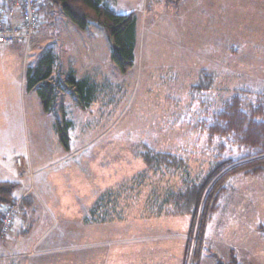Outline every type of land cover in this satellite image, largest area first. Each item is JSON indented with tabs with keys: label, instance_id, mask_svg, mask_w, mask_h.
Returning a JSON list of instances; mask_svg holds the SVG:
<instances>
[{
	"label": "rangeland",
	"instance_id": "rangeland-1",
	"mask_svg": "<svg viewBox=\"0 0 264 264\" xmlns=\"http://www.w3.org/2000/svg\"><path fill=\"white\" fill-rule=\"evenodd\" d=\"M125 1L111 9L135 13L141 37L128 72L113 63L112 44L97 25L80 29L60 9L44 18L31 45H15L21 65L0 69V99L6 96L10 111L0 106V180L20 184L16 198L30 195L32 203L18 209L34 223L30 237L21 236L23 250L52 245L48 264H183L191 216L175 214L170 197L201 179L218 155L201 124L240 90L248 104L264 100V0H143L135 11ZM13 46L0 44V52ZM49 50L55 77L74 72L95 87L88 108L71 86L58 97L54 112L72 122L68 151L57 116L24 88L26 69ZM202 70L215 83L194 92ZM146 149L185 165L150 169ZM227 186L201 264H216L214 254L229 262L232 250L242 264H264V179L238 175Z\"/></svg>",
	"mask_w": 264,
	"mask_h": 264
},
{
	"label": "trees",
	"instance_id": "trees-1",
	"mask_svg": "<svg viewBox=\"0 0 264 264\" xmlns=\"http://www.w3.org/2000/svg\"><path fill=\"white\" fill-rule=\"evenodd\" d=\"M182 1V0H178ZM47 4L60 9L68 20L80 29L90 24L97 25L111 42V59L123 73L134 67L137 48V16L121 15L113 11L104 0H46ZM46 5L41 4L42 7ZM56 57L52 50L44 53L36 66L29 67L26 73V90L36 92L45 113L56 115L55 106L60 93L73 87L72 95L77 97L83 107L93 103L95 87L89 78L78 79L72 72L65 79L55 77ZM215 78L200 73L199 82L192 87L194 92L211 90ZM240 90L212 120L201 124V131L207 133L210 140L218 142V155L210 164L206 174L198 181L191 182L186 191L171 196L176 206L175 214L191 216L183 264H201L205 250V234L208 227L221 211L223 200L229 193L228 181L238 175L253 179H264V100L258 106L248 104ZM63 111V110H62ZM55 130L65 150H70L68 129L72 122L56 117ZM142 159L150 168L184 166L183 160L171 153L146 149ZM19 183L0 181V217L5 205L16 202L15 191ZM20 207L32 203L27 196ZM28 203V204H27ZM25 204V205H24ZM19 207V208H20ZM1 226V223H0ZM264 236V225L259 227ZM214 256L216 264H242L234 252L229 262Z\"/></svg>",
	"mask_w": 264,
	"mask_h": 264
},
{
	"label": "crops",
	"instance_id": "crops-1",
	"mask_svg": "<svg viewBox=\"0 0 264 264\" xmlns=\"http://www.w3.org/2000/svg\"><path fill=\"white\" fill-rule=\"evenodd\" d=\"M104 1L110 8H112L111 4L116 3V0H104ZM154 1L158 5H160L162 4L164 0H154ZM185 1L187 0H182V1L168 0V2H170L171 4H175L176 6L184 5L186 3ZM125 2L132 6V7H129L128 10L135 11V9L138 8V6H140V3H142L143 0H126ZM149 2L150 0H145L144 4H147ZM43 9L47 11L45 16H43V19L47 18V16L51 12L55 11V8L50 4L44 5L42 7V10ZM128 14H130V12L124 13L121 15H128ZM131 14H135V13H131ZM137 20H138L137 22V46H138V41L141 38L140 31H139L140 19L138 16H137ZM259 31L264 36V28L262 30L260 29ZM34 40L35 38L32 40L31 44L34 42ZM17 45H21V44H17ZM17 47L18 46H15V45L13 47H10L11 49H8L5 47L4 48L5 50L3 52H0V69H4L2 66L6 67L10 65V66L17 68L19 64L21 65L20 63L21 57L18 58L17 56V54L20 55L21 52L18 50L16 51V49H14ZM28 68L26 69V73H27ZM26 73H25V80H24L25 82L24 88L28 94L33 96V94L34 93L36 94V92H28L26 90ZM8 103H9V100L6 98V96L3 100L0 99V106H4L3 110L4 112H6V114L10 112L8 110ZM13 118H14V114L12 115L11 119L8 116H6L7 121H13L14 120ZM0 181H3V180H0ZM26 193L18 197L17 200L22 199V198L24 199L26 196L27 198H30V195H27ZM23 202L25 201H22V203ZM19 217H20V214H18V221H17L16 227L14 228L13 232L8 237L0 238V264H41V263L48 264V260L49 258H51L50 256L51 250L49 249V247H53L52 245H49L48 247V245L43 244L41 242L40 243L33 242L32 245L28 248L27 254H25V251L23 250L25 242H24V239H21V236L23 235V238L25 239L26 237H30L31 232L33 231V228H34L33 227L34 223L30 222L27 216L25 217L21 216L20 218ZM26 219H28V222H26L27 221ZM54 248H58V247H54ZM48 250L50 251L48 252ZM33 251H36V254H33Z\"/></svg>",
	"mask_w": 264,
	"mask_h": 264
},
{
	"label": "built area",
	"instance_id": "built-area-1",
	"mask_svg": "<svg viewBox=\"0 0 264 264\" xmlns=\"http://www.w3.org/2000/svg\"><path fill=\"white\" fill-rule=\"evenodd\" d=\"M43 0H4L0 3V44L28 47L41 29ZM21 164V159H18ZM23 198L4 206L0 217V238L8 237L17 224Z\"/></svg>",
	"mask_w": 264,
	"mask_h": 264
}]
</instances>
